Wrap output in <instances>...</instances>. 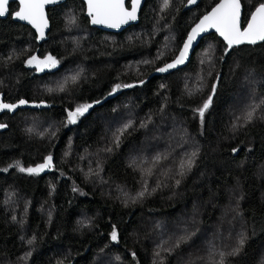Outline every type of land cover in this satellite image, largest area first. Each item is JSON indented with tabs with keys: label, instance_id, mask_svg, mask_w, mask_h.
<instances>
[{
	"label": "trees",
	"instance_id": "1",
	"mask_svg": "<svg viewBox=\"0 0 264 264\" xmlns=\"http://www.w3.org/2000/svg\"><path fill=\"white\" fill-rule=\"evenodd\" d=\"M218 1L146 0L114 33L66 0L42 44L11 3L0 92L53 106L0 115V264H264V42L229 48L213 33L155 74ZM242 1L245 27L264 0ZM37 50L57 67H30Z\"/></svg>",
	"mask_w": 264,
	"mask_h": 264
},
{
	"label": "snow or ice",
	"instance_id": "2",
	"mask_svg": "<svg viewBox=\"0 0 264 264\" xmlns=\"http://www.w3.org/2000/svg\"><path fill=\"white\" fill-rule=\"evenodd\" d=\"M50 0H19V11L14 13V16L27 20L35 25L39 30L41 36H43L44 27L47 26V21L44 18V5L49 3ZM194 2V0H193ZM9 0H0V16H4L7 13V5ZM139 0H133L131 5V11H128L124 7V0H88L89 14L92 16V22L96 24L110 23L112 27H118L120 23H125L129 19L136 18L137 5ZM168 6V0H165V7ZM240 0H220V3L216 5L212 11L205 15L200 23L192 29V32L188 36V40L184 44V50L181 52L180 57L176 63H182L183 57L187 54V50L191 45V42L199 32L206 31L208 28H215L221 36L227 41V46L231 48L233 45H239L244 42L256 43L257 41H264V3H260L255 11L250 13V19L247 21V26L241 28L240 25ZM35 57H33V60ZM47 62H40L44 67H53L56 61L52 57L46 58ZM32 61L30 60L29 63ZM176 64L167 65L168 68L175 67ZM166 69H160L165 71ZM73 80L76 77H72ZM120 86L117 85V88ZM213 88V92H214ZM27 101L21 100L20 104H26ZM211 103V96L207 102L203 104V107L198 109L201 117H203L204 111L209 107ZM16 105L0 104V108L13 109ZM91 105H83L76 109L75 112H70L69 117L71 122H75V117L81 115ZM253 111L247 113L246 119L251 120L253 118ZM4 127V125H0ZM195 156V153H193ZM157 160L160 158L157 157ZM52 157H47L45 164L38 165L36 168H21V171L29 173H38L46 167H51ZM192 160L187 161V166L191 167ZM185 165H181L183 168ZM179 183V181H177ZM143 196L144 193H139ZM117 234L115 231L112 233V239L115 240ZM31 243V241H29ZM243 243V240L240 241Z\"/></svg>",
	"mask_w": 264,
	"mask_h": 264
},
{
	"label": "water",
	"instance_id": "3",
	"mask_svg": "<svg viewBox=\"0 0 264 264\" xmlns=\"http://www.w3.org/2000/svg\"><path fill=\"white\" fill-rule=\"evenodd\" d=\"M65 1L66 0H50L49 3H46L44 5L43 12H44V18L47 21V26L44 27L43 36H41L40 30L35 25H33L32 23H30L27 20H22V19H19V18H17V17L14 16V13L16 11H19V6H18V9L15 10L12 13V18L16 22H20L22 24H25V25L30 26L35 31V33H36L37 43L38 44H42L44 41L47 40L48 33H49L50 29H51V20L49 18V14H48V8L54 7V6L59 5V4H62ZM82 1L86 5V16L89 18L91 26L92 27H95V28H99V29L104 30V31L114 32V33L122 32L126 28H128L129 26H131L133 24L139 23L141 11H142V9H143V7L145 5V2H146V0H139V3L137 5V11H136V18L135 19H129L125 23H120L118 27H112L110 25V23H103V24L93 23L92 22V16L89 14V4H88V0H82ZM200 1L201 0H194V2H193V0H188L187 4L185 6V9H192V8H194L195 6H197V4H199ZM12 2H17L18 5H19V0H9V3L7 5V13L4 16H0V19H6V18L9 17L10 12H11L10 11V4ZM128 2H129V5H128ZM132 3H133V0H124V7L128 11H131V5H132ZM218 3H220V0L209 11H207L204 15H202L198 19V21L190 28V30H189V32H188V34H187V36H186V38H185V40H184L181 48H180V50L178 51L177 55L173 59H171L170 61H168L167 63H165L161 67H159L155 71V74H158V75H168V74H171V73H173V72H175L177 70H180V69L184 68L185 66H187L189 64V62L191 61V58H192L194 52L196 51V49L200 45V43L203 40V38H205L206 36H208L210 34H213V33L217 34L218 37L227 44V41L224 39L223 36L220 35V33L215 28H208L206 31L199 32L195 36V38L191 42L190 47L187 50V54L183 57V62L182 63H176L177 59L181 55V52L184 50V44L188 40V36L192 32V29L195 28L196 25L200 23V20L203 19V17L205 15L209 14L212 11V9L216 7V5ZM240 3H241V9H240V25H241V28L243 29L247 25L245 27L243 26L244 5H243V1L242 0H240ZM261 42H264V41H257L256 43H249V42H244V43H248V44H258V43H261ZM244 43H242V44H244ZM242 44H239V45H242ZM239 45H233V46H239ZM38 51L39 50H37V52H36V54H35L34 57H39L38 56ZM169 64H176V66L175 67H172V68H168L167 65H169ZM160 69H166V70L165 71H160ZM21 100H25V101H27V103L26 104H20V101ZM0 104L16 105V107L13 108V109L0 108V115L3 114V113H6V112H9L11 114H14L17 111H19L20 109L43 110V109H50L53 106V104H51V103H49L47 101H29V100L24 99V98H22V99H20V100H18L16 102H8V101L5 100V94L2 93V92H0ZM0 125H4V127H0V131H5L7 129V125L6 124L0 123Z\"/></svg>",
	"mask_w": 264,
	"mask_h": 264
},
{
	"label": "rangeland",
	"instance_id": "4",
	"mask_svg": "<svg viewBox=\"0 0 264 264\" xmlns=\"http://www.w3.org/2000/svg\"><path fill=\"white\" fill-rule=\"evenodd\" d=\"M47 57H52V58H54V60L56 61L55 66H53V67H44L43 64L40 63V62H42V61L47 62V61H46V58H47ZM205 57H208L207 54H206ZM30 60L32 61L31 63H29ZM28 65H29L30 67L35 68V70H36L38 73H39V72L41 73V72H44V71H48V70L55 69V68L57 67V65H58V62H57V60H56V58H55L54 56L48 54V55L43 56V57H41V58L35 57L34 60H33V57H32L31 59L28 60ZM244 109H245V107L242 108L243 111H244ZM232 111H233V109L231 110V112H232ZM204 119H205V115H204V114H203V117H201V115L199 116V118H198V122L196 121V122L199 124V126H202V125L204 124ZM107 125H108V124H107ZM107 130H108V127H107Z\"/></svg>",
	"mask_w": 264,
	"mask_h": 264
},
{
	"label": "flooded vegetation",
	"instance_id": "5",
	"mask_svg": "<svg viewBox=\"0 0 264 264\" xmlns=\"http://www.w3.org/2000/svg\"><path fill=\"white\" fill-rule=\"evenodd\" d=\"M11 5V4H10ZM11 11V10H10ZM38 58H41V57H38Z\"/></svg>",
	"mask_w": 264,
	"mask_h": 264
}]
</instances>
